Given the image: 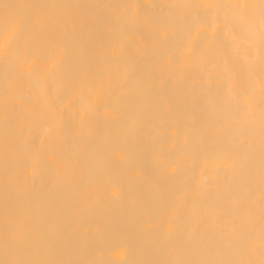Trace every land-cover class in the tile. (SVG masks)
I'll use <instances>...</instances> for the list:
<instances>
[{
  "label": "bare ground",
  "instance_id": "1",
  "mask_svg": "<svg viewBox=\"0 0 264 264\" xmlns=\"http://www.w3.org/2000/svg\"><path fill=\"white\" fill-rule=\"evenodd\" d=\"M264 264V0H0V264Z\"/></svg>",
  "mask_w": 264,
  "mask_h": 264
},
{
  "label": "snow or ice",
  "instance_id": "2",
  "mask_svg": "<svg viewBox=\"0 0 264 264\" xmlns=\"http://www.w3.org/2000/svg\"><path fill=\"white\" fill-rule=\"evenodd\" d=\"M20 264H27V262H20Z\"/></svg>",
  "mask_w": 264,
  "mask_h": 264
}]
</instances>
